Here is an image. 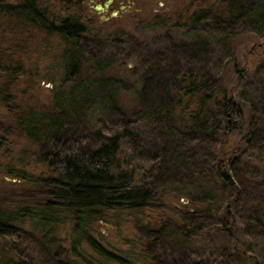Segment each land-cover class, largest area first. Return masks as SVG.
I'll list each match as a JSON object with an SVG mask.
<instances>
[{"label":"trees","instance_id":"trees-1","mask_svg":"<svg viewBox=\"0 0 264 264\" xmlns=\"http://www.w3.org/2000/svg\"><path fill=\"white\" fill-rule=\"evenodd\" d=\"M56 1L0 0V109L36 147L0 166L35 197L0 208V264H264V0L154 13L134 87L106 74L119 57L97 53L102 34L82 0ZM34 39L61 47L53 100L13 110L28 70L19 51ZM128 92L132 116L118 101ZM3 127L0 151L12 145ZM125 217L133 248L95 237V223Z\"/></svg>","mask_w":264,"mask_h":264},{"label":"rangeland","instance_id":"rangeland-1","mask_svg":"<svg viewBox=\"0 0 264 264\" xmlns=\"http://www.w3.org/2000/svg\"><path fill=\"white\" fill-rule=\"evenodd\" d=\"M52 1L54 4L57 3L56 0ZM109 1V6L105 7V4ZM82 4L87 19L97 24L94 31L102 34L101 40L96 44L97 53L108 59L106 63L112 62L116 56L119 57L118 62L116 61L106 69V74L119 77L127 85L134 87L146 69L141 56L135 54V46L146 43L144 41L151 38L153 32L149 29L151 27V16L162 10L173 12L174 9L178 8L180 0H82ZM98 5L103 6V10H97ZM120 30H123L122 34L119 32ZM116 33L118 39L115 40L113 34ZM172 34L178 35L177 32H172ZM29 41L25 52L19 51L26 62L25 68L28 70L25 71V75H21L20 80L16 79L15 84L12 86V95H14L12 109L14 110L20 103H24L42 110H48L53 100L54 85L50 82V78L56 73L54 66L56 59L54 60V57L57 56L61 47L57 40H51L50 45L46 42L39 43L35 39ZM112 51L115 52L114 58ZM92 66H94L93 62L85 66L81 81L90 79L89 77L92 76L94 71ZM30 71L35 73L33 78L29 76ZM71 85L66 84L65 87L68 88ZM118 101L124 114L127 116L134 114L137 103L132 93L118 95ZM9 115L8 109H0V126L13 131L9 139V143H12V145L9 146L10 148L2 147L0 151L3 155L0 158V166L4 167L10 162L11 157L13 158L19 152L25 154L26 157L36 152V147L30 140L19 135L18 131L20 130L16 127V124L7 122ZM8 156H10V159ZM12 180L14 182L16 179L0 174V208L6 209L34 204L30 203L35 201V197L30 196V192L25 193L21 187L15 189L8 186L7 182ZM134 231L132 218L130 217L122 219L120 228L113 227L111 223L107 222H97L94 225L95 237L103 245H111L113 248L124 251L133 248L125 240L132 238L135 235Z\"/></svg>","mask_w":264,"mask_h":264},{"label":"water","instance_id":"water-1","mask_svg":"<svg viewBox=\"0 0 264 264\" xmlns=\"http://www.w3.org/2000/svg\"><path fill=\"white\" fill-rule=\"evenodd\" d=\"M109 3H110V1L105 4V7H108ZM96 8H97V10H103V6H101V5H98Z\"/></svg>","mask_w":264,"mask_h":264}]
</instances>
